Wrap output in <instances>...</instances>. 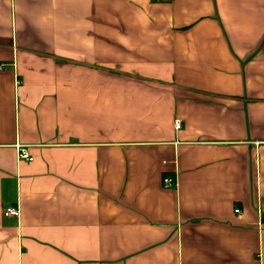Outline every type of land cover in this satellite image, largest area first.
Instances as JSON below:
<instances>
[{"label": "crops", "instance_id": "crops-1", "mask_svg": "<svg viewBox=\"0 0 264 264\" xmlns=\"http://www.w3.org/2000/svg\"><path fill=\"white\" fill-rule=\"evenodd\" d=\"M0 264H264V0H0Z\"/></svg>", "mask_w": 264, "mask_h": 264}, {"label": "built area", "instance_id": "built-area-1", "mask_svg": "<svg viewBox=\"0 0 264 264\" xmlns=\"http://www.w3.org/2000/svg\"><path fill=\"white\" fill-rule=\"evenodd\" d=\"M175 127L178 129L180 127L179 121H176ZM17 154H18V159L20 160H25L28 162H32L33 158L29 155V153L26 151L24 147L18 146L17 148ZM176 184V181L170 178H165L164 179V185L166 187H172L173 185ZM237 214L240 212L239 210L235 211ZM4 216L5 217H19L20 216V210L17 207H10L6 208L4 210Z\"/></svg>", "mask_w": 264, "mask_h": 264}]
</instances>
